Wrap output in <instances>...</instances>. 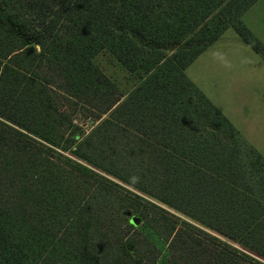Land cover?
I'll return each instance as SVG.
<instances>
[{
    "label": "trees",
    "instance_id": "16d2710c",
    "mask_svg": "<svg viewBox=\"0 0 264 264\" xmlns=\"http://www.w3.org/2000/svg\"><path fill=\"white\" fill-rule=\"evenodd\" d=\"M256 1L0 0V264H264V155L185 71L229 27L264 56Z\"/></svg>",
    "mask_w": 264,
    "mask_h": 264
},
{
    "label": "rangeland",
    "instance_id": "374dc122",
    "mask_svg": "<svg viewBox=\"0 0 264 264\" xmlns=\"http://www.w3.org/2000/svg\"><path fill=\"white\" fill-rule=\"evenodd\" d=\"M242 19L264 45V0H257L245 11ZM96 62L124 94L131 91L141 79L140 72L128 71L108 51L101 52L96 57ZM185 71L264 155V56L262 53L254 50L233 27H229ZM93 118L94 115L82 108L73 114L75 124L86 133L94 125L91 121ZM125 194L127 193L123 188L116 192V195L120 196ZM114 206L117 207L118 204L115 203ZM148 208L149 214L143 217L139 211L131 207L126 212L125 220L138 216L141 221L137 225L131 222V228L126 222V228L130 233L148 237L160 251L159 262H163L170 253L169 241L164 239L163 232L160 233L153 226L158 224L156 217L161 219H163L161 215H166L170 219L173 217L160 212L157 208Z\"/></svg>",
    "mask_w": 264,
    "mask_h": 264
},
{
    "label": "water",
    "instance_id": "95a60500",
    "mask_svg": "<svg viewBox=\"0 0 264 264\" xmlns=\"http://www.w3.org/2000/svg\"><path fill=\"white\" fill-rule=\"evenodd\" d=\"M141 221V218L138 216H132L131 217V222L135 225L139 224V222Z\"/></svg>",
    "mask_w": 264,
    "mask_h": 264
}]
</instances>
